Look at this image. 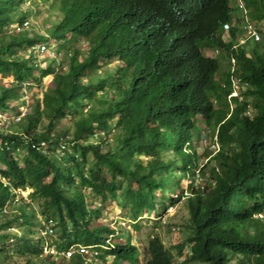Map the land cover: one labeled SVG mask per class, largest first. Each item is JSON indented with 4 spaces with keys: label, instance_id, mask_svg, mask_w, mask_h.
I'll return each mask as SVG.
<instances>
[{
    "label": "trees",
    "instance_id": "obj_1",
    "mask_svg": "<svg viewBox=\"0 0 264 264\" xmlns=\"http://www.w3.org/2000/svg\"><path fill=\"white\" fill-rule=\"evenodd\" d=\"M26 1L47 5L43 33L27 29ZM244 2L249 19L264 22V0ZM231 5L0 0V76L11 78L0 84V111H14L24 94L33 99L19 121L0 126V175L7 182L0 179V264H91L76 247L108 239L112 248L99 251V259L141 262L129 237L111 239L113 227L92 223L111 199L135 229L145 213L163 215L179 203L187 194L179 175L195 174L198 126L216 148L204 149L202 182L190 184L183 200L178 258L151 235L142 264H264V41L247 51L224 40L239 29ZM53 42L55 54L44 56V65L34 62L43 55L36 47ZM207 49L218 54L207 56ZM226 57L235 60L237 96ZM46 76L51 85L37 92ZM25 188L40 219L15 198ZM46 226L52 233H41ZM46 241L73 252L52 258L42 248Z\"/></svg>",
    "mask_w": 264,
    "mask_h": 264
},
{
    "label": "rangeland",
    "instance_id": "obj_2",
    "mask_svg": "<svg viewBox=\"0 0 264 264\" xmlns=\"http://www.w3.org/2000/svg\"><path fill=\"white\" fill-rule=\"evenodd\" d=\"M46 4H41L38 2L37 7L35 5H32L31 1H26L25 7L32 8L29 14V24L26 25L28 26L27 29L30 31H35L38 33H43L42 30V18L45 15V10L46 9ZM36 9H39L40 12L37 13ZM49 19H54L55 18V12L53 10H50ZM256 24L257 30L259 32V38H261L262 41H264V22H254ZM16 23H13L11 27H15ZM225 38L228 39V36L225 34ZM253 44V40H248L246 43V50L250 51V47ZM53 46H57L56 42L51 43L49 47L46 46L45 51L42 53L43 55H36L37 57L34 58V62L39 63L40 65H44L45 63V57L48 56H53L55 54L54 51H52L50 48ZM205 53L207 56H213V49H207L205 50ZM45 56V57H44ZM62 56V52H60L58 55ZM44 57V59H42ZM114 64V61H107L106 66L108 68L112 67ZM105 66V68H106ZM224 66V62L221 64V67ZM220 67V69H222ZM104 68V69H105ZM104 70H102L103 72ZM10 77H1L0 76V84H5L8 80H10ZM51 85V80L50 76H46L42 79L40 87H37V92H40L41 89H43L45 86ZM28 92V90H25ZM23 99V103L26 104L24 108H28V106H32L33 104V99L32 96L28 93L27 95L24 94V96L21 98ZM19 101V100H18ZM14 103H19V102H14ZM13 103V105H14ZM15 104V105H16ZM16 111V109L14 110ZM9 109L7 112H9V117L7 119L12 120V112ZM11 112V113H10ZM64 124L67 126H72L71 121L66 118L63 120ZM201 129V130H200ZM197 133L202 132V137L201 134H199V137L197 140L194 139V145L193 148H195L198 156L195 159V165L193 167V170L195 171L194 176H189V175H179L180 179V186L185 190V197H188L190 193L189 185L193 184H199L202 182V179L198 176V171L200 168L203 166V163L206 159V157L203 155L204 149H214L216 148V144L212 145V141H210V138L206 137L207 131L206 129L202 126L196 127ZM196 135V133H195ZM96 140V139H92ZM176 171V170H175ZM30 193L29 188H25L23 190H17L15 198H20L23 197L24 203L26 209L29 211H35L37 214V218L40 219V208L38 207L37 203L31 200L28 197V194ZM89 193V192H88ZM177 193V190L175 191L174 194L170 192H166V195L169 196H174ZM158 194V192H156ZM184 198L181 199L179 203L172 207H168L167 212L165 214H161L157 216L156 213H145L140 219L137 221L138 228L135 229L133 224H128V217H126L127 211L124 209H121L119 206V202L116 201L115 199H111L108 202L105 203V206L103 207L102 211V217L93 222L92 225L97 224L98 222H101L102 224L112 226L114 230H116L115 235H114V240H119L121 242L128 241L127 237H129V241L136 245L140 258L139 261L136 264H142L143 256H142V249L146 245V241L151 235H158L160 239L162 240L164 246L173 254L174 260H177V254H176V246L185 238V223H186V218H187V210L184 205ZM126 220V221H124ZM124 221V222H123ZM122 222L125 224V226L122 227ZM11 232H16V226L13 224L10 227ZM113 257L109 256L107 259H99L98 263L100 264H114L113 263ZM122 264H128L127 262H123Z\"/></svg>",
    "mask_w": 264,
    "mask_h": 264
},
{
    "label": "clouds",
    "instance_id": "obj_3",
    "mask_svg": "<svg viewBox=\"0 0 264 264\" xmlns=\"http://www.w3.org/2000/svg\"><path fill=\"white\" fill-rule=\"evenodd\" d=\"M231 3H232V5H231L232 6L231 16L233 18L232 22L233 21L235 22L236 20L239 21L238 22L239 23V29H238V32H237V34H236L234 39H231L228 36V34L225 32L223 34L224 40L226 42L230 41L232 47L244 46L245 48H246L247 41L248 40H253V44H252V46H253L254 43L260 41L261 38H259V32L257 30L256 24L253 21H251L249 19V17H248L247 8L245 6L244 0H231ZM225 34L228 36V39L225 38ZM217 54H218V52L213 49V56H215ZM225 62H229V72H230L229 77H230L231 83L233 85V91H232L231 94L237 96V94H238V85H237V82H236V79H235V76H234V71H233L235 60H234L233 57H226L225 58ZM127 220H128V224H130L132 222L129 219H127ZM124 221H126V220H124ZM123 226H125V224H122V227ZM116 230H114L113 234L109 235V238L114 239V235L116 233L115 232ZM111 242L112 241L109 240V242H105V243H103L101 245H93L91 247H92V249H95L97 251V254H98L99 251L100 252L108 251L110 248H112V243ZM103 246H105L106 248H103ZM97 254L93 255L91 257V259H92L91 264H100V263H98L99 257H97ZM109 256L113 257V255L107 254L105 258L107 259Z\"/></svg>",
    "mask_w": 264,
    "mask_h": 264
},
{
    "label": "built area",
    "instance_id": "obj_4",
    "mask_svg": "<svg viewBox=\"0 0 264 264\" xmlns=\"http://www.w3.org/2000/svg\"><path fill=\"white\" fill-rule=\"evenodd\" d=\"M46 46L44 44H39L36 49L38 50L39 53H43L45 51ZM24 106H26V104H19V106H17L16 111L12 112V120L14 122H17L20 120V118L24 115V113L26 112L27 108H24ZM11 113V112H10ZM9 112L5 111V112H1L0 111V126L2 125V121L6 120L9 117ZM9 120V119H8ZM0 179L4 182L7 183L5 178L2 177L0 175ZM123 224V222H122ZM42 234H46V233H52V229L49 226H46V230L41 231ZM106 242H109V240H107ZM43 250L44 252H48L52 258H59L60 256H65V257H69L73 250L72 249H68V250H61L58 251L51 243L50 241H46L43 243ZM103 248H106L105 246H103ZM77 251L81 254V255H96L97 251L95 249H92V247H88V246H77L76 247Z\"/></svg>",
    "mask_w": 264,
    "mask_h": 264
}]
</instances>
